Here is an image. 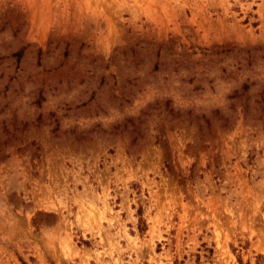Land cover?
I'll list each match as a JSON object with an SVG mask.
<instances>
[{"label": "rangeland", "instance_id": "374dc122", "mask_svg": "<svg viewBox=\"0 0 264 264\" xmlns=\"http://www.w3.org/2000/svg\"><path fill=\"white\" fill-rule=\"evenodd\" d=\"M0 264H264V0H0Z\"/></svg>", "mask_w": 264, "mask_h": 264}]
</instances>
